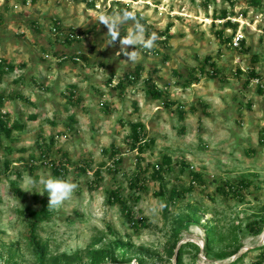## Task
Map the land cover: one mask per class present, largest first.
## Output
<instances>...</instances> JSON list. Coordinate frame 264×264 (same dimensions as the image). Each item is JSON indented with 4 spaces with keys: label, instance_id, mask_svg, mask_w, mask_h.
<instances>
[{
    "label": "rangeland",
    "instance_id": "obj_1",
    "mask_svg": "<svg viewBox=\"0 0 264 264\" xmlns=\"http://www.w3.org/2000/svg\"><path fill=\"white\" fill-rule=\"evenodd\" d=\"M213 1L206 6L205 0H0V58L16 66L0 83V93L6 95L2 111L27 124L14 133V140L4 142L13 146L14 158L32 152L40 156L38 142L60 132L53 161L39 163L32 175L26 168L20 180L13 172L0 173V264H92L95 251L105 254L101 264H228L262 246L264 231L256 235L247 224L264 216V89L259 91L257 80H246L254 69L264 83V13L248 6V0L234 7L231 18L239 22L238 31L246 40L242 51L231 45L226 20L215 19L229 5ZM111 8L143 14L147 32L157 33L156 45L160 42L170 61L140 50L139 61L128 63L123 54L116 56L118 42L105 47L107 28L97 18L111 14ZM55 19L62 23V34L50 31ZM130 27L131 22L120 33L125 35ZM71 29L79 36L65 41ZM51 51L84 53L91 62L61 60ZM209 57L215 62L214 76L202 75L184 87L189 72L199 73ZM139 63L146 72L124 93L106 85L112 70L117 72L115 85ZM155 68L154 78L168 90L169 106L145 93V80ZM206 68L214 70L210 63ZM71 92L82 103L67 102ZM134 122L146 126L143 149L131 147ZM112 146L122 152L118 170V157L108 156ZM65 153L89 168L68 167L61 179H70L78 188L59 208L47 209L48 194L36 192L43 191V185L30 192L23 190L25 182L60 178L52 164H60ZM162 163L167 190L174 184L194 186L168 210L158 208L168 200V191L160 179L151 178L153 168ZM191 171L202 174L205 183L192 184ZM138 174H146V186L139 191L131 187ZM227 180H246L244 196L233 199L218 192ZM115 188L129 202L131 217L109 201V191ZM32 212L48 214L36 231ZM256 253L240 264L250 263Z\"/></svg>",
    "mask_w": 264,
    "mask_h": 264
},
{
    "label": "trees",
    "instance_id": "obj_2",
    "mask_svg": "<svg viewBox=\"0 0 264 264\" xmlns=\"http://www.w3.org/2000/svg\"><path fill=\"white\" fill-rule=\"evenodd\" d=\"M34 0H24L25 3H29V2H33ZM224 3H227L229 5V8H222V10L220 11V14L215 15V19H220V20H226L224 22V29H231L232 30V35L229 38V41L231 43V45L233 46V38L236 34V32L238 31L239 28V22L238 21H233L231 16L234 15V7L238 4L239 0H223ZM89 3V2H88ZM212 3H214L213 0H205V5L206 6H210ZM248 6L255 8L256 10L264 13V0H248L247 1ZM94 5V4H91ZM112 9V11H111ZM109 11L114 12L113 8H111ZM124 9H128L131 10L130 8H124ZM123 10V9H120ZM0 18L3 17L2 14L0 13ZM138 17H142L143 18V14L141 13H137ZM147 20L145 18L142 19V23L145 24V26L147 27ZM51 32L52 34H62V30H63V26L60 20H51ZM35 25V23H33ZM53 27L57 28V32H53ZM172 27V24H169L167 29L163 32V35L165 36V40L163 43V45L165 46V44L167 43V35L170 32ZM148 31V30H147ZM223 31L221 30L219 32V36H223ZM86 33H89V31H87ZM120 35L123 37L124 34L120 33ZM65 41H73L76 37L78 38L79 34L76 33V31L74 29H71L69 33L65 34ZM160 42L158 43V45H156L152 50H144L141 49V51H145V52H152V53H156V54H160L163 58L164 62H168L170 61V56L169 54L166 53H162L161 48L159 47ZM246 47V40L243 39L241 41V50L244 51ZM233 48H235L233 46ZM237 49V48H236ZM239 49V48H238ZM47 51V50H45ZM51 55L56 56L59 59H64V58H69L71 60L74 61V63H79L78 59H80V61H85L86 63L91 62L90 58L84 54V53H73V54H58L57 51H51L50 52ZM162 53V54H161ZM210 63L211 67H213L214 70H207L206 66ZM102 65H104L102 63ZM16 69V66L14 63L7 61L6 58H0V83H2L4 75L10 72H13ZM238 70H240V72H242L241 68H238ZM146 72V68L144 67L143 64L139 63L137 64L133 70L125 73L117 82V84L115 82L116 77H117V72L115 70H112L109 74V78L106 82V85L113 87L114 90L120 92V94L124 93L126 91V89L133 85L136 84L145 74ZM158 70L155 68L152 72L148 73V77L145 80L147 87L145 90V93L152 99V100H157L162 101L164 103V105L169 106L172 103L167 99L168 96V90L165 87H160L159 83L157 82V80L154 78V73H157ZM215 74V62L212 61L211 62V58H207L205 65H202L200 67V72L196 73H192L189 72L188 77H185V80L183 81L182 85L184 87H189L191 85H193L194 83L199 82L202 78V75H208V76H214ZM255 78H262V76L260 74H256V72L254 71V69H251L250 75L248 76V79L246 80V83L250 84L252 82L253 79ZM177 83V82H176ZM263 87L259 86V91L263 92ZM73 91V90H72ZM67 98V102L72 103L74 105H78L80 103H82L81 98H77V100H74V93L71 92L69 97ZM5 99H6V95L5 93H0V173L3 170L4 172L10 171L13 172L14 174H16L17 179H22L25 173L26 168H28V172L30 175H32L34 173V169L36 166L39 165V163L43 164L46 162L51 161V152L55 150V145L57 143V138L60 135V132L57 133H52L50 135L49 139H45L42 141L38 142V148L40 149V156H36L35 154H30L29 157L25 158V157H21V158H14L13 157V146L11 145H7L4 140H14L13 135L15 132L17 131H23L26 129L27 124L24 122H21L19 120L16 119H12L11 114L8 112H3L2 109L4 108L5 105ZM107 109V108H105ZM183 115V111L180 112V116L182 117ZM32 119L37 118V115H33L31 116ZM74 119V118H72ZM75 120H71V122H73ZM70 125V123H67V125ZM145 124H143L142 122H134L131 126V133L130 136L133 140V143L131 145L132 149H143V141L146 139L145 137ZM261 135V142L262 144H264V128L261 129L260 131ZM41 138H44V135H39ZM39 140V139H38ZM145 143V142H144ZM104 151V150H103ZM121 150L115 148L114 146H112L111 150L108 152V156L110 159H112L113 157H118L115 158V164L114 170H118V168H116V166H118L119 162L122 161V158L119 157L121 154ZM38 161V162H37ZM53 161V159H52ZM166 162L170 163V160L165 159ZM102 165H104V163H102ZM70 166L75 167L76 170H82L85 168H89L88 164H80V162L77 161H72L71 158L68 157V155L65 153L63 154V158L60 161V164L57 163H53L52 164V169H53V173L60 177V178H64L66 177V175L69 173V168ZM164 165L163 163L161 165L157 164L156 167L153 168V171L151 173V178L152 179H160L162 181L161 185L163 187V190L166 191L167 190V183H165L164 180ZM100 174L101 171L99 169H97L95 171V175H96V181L97 183H100ZM191 175H192V184H196V183H200V185L204 184V177L202 174H200L197 171H191ZM145 180H146V174L144 175H140L138 174L136 176V178L132 179L131 182V187H133L134 189H136L137 191L141 190L142 187L144 188L146 186L145 184ZM248 185L249 183L245 180H227L224 184L219 185L217 190L218 192H220L222 195H224L225 197H229V198H233V199H237V198H241L244 196L243 191L245 189H248ZM96 189L99 188V184H96ZM194 186L191 185L189 188L183 189L181 188V186L179 184H174L170 189H168L167 193H168V200L165 202L166 203V207L165 209L168 210L169 206L171 203L176 202V200L183 198V197H187L188 194H190L193 191ZM14 192L18 191L19 194V190L16 187L12 188ZM109 201H111L112 203H115L117 205L120 206L122 212L125 214V216L127 217H131L132 216V210L129 207V202L123 197L122 192L119 188H115L109 191ZM46 214V213H45ZM43 214L40 215L38 213L32 212V218H33V230L36 231V229L39 227L40 223L42 221L45 220L46 215L48 214ZM136 227H138L137 222L134 223ZM247 228L249 230L252 231V233L258 235L261 234L264 231V216L261 219H256V220H252L251 222H249L247 224ZM32 243L34 245H36L37 247H40L39 242L35 239L32 238ZM189 245H194V244H189ZM196 246V245H194ZM187 247V246H185ZM198 247V246H196ZM184 249V248H183ZM183 253V250H181ZM206 253L209 254V248L208 246H206ZM256 251V255L253 257L252 261L250 263H245V264H264V245L262 246H258L254 249L249 250L248 253L243 254L242 256L238 257L236 260H234L231 263L228 264H240L244 262V258L246 256H248L251 252ZM182 257V256H181ZM105 254L101 253L100 251H95L93 256H92V264H101L104 260H105ZM182 259V258H181ZM181 259L179 260V262L181 261Z\"/></svg>",
    "mask_w": 264,
    "mask_h": 264
},
{
    "label": "clouds",
    "instance_id": "obj_3",
    "mask_svg": "<svg viewBox=\"0 0 264 264\" xmlns=\"http://www.w3.org/2000/svg\"><path fill=\"white\" fill-rule=\"evenodd\" d=\"M142 17H138L135 11L123 9L112 12L111 14H101L97 18V23L102 24L107 28V41L105 47L115 46L119 43V51L116 52V56H123L126 58L124 61L128 63H137L140 59V50H152L156 46L158 35L155 32L148 33L144 23H142ZM131 22V27L127 33L122 37L120 35L121 29L124 25ZM132 47L133 50L129 51ZM26 187L24 191H32L33 187L43 185V191L37 190L36 192L43 195L45 192L48 194V206L47 209L59 208L64 201L71 198L78 185L70 179H61L55 177H40L37 181L34 178H28L26 180ZM166 203L160 202L158 205L159 210H163L166 207ZM151 211L155 213L157 207L154 206Z\"/></svg>",
    "mask_w": 264,
    "mask_h": 264
},
{
    "label": "built area",
    "instance_id": "obj_4",
    "mask_svg": "<svg viewBox=\"0 0 264 264\" xmlns=\"http://www.w3.org/2000/svg\"><path fill=\"white\" fill-rule=\"evenodd\" d=\"M53 32H57V28L56 27H53ZM245 39V35L243 34L242 31H237L234 38H233V46L235 48H241V41ZM78 61H80V59L76 58ZM254 80H257L258 84L261 85L263 88H264V83H262V79L260 78H255L253 79Z\"/></svg>",
    "mask_w": 264,
    "mask_h": 264
},
{
    "label": "water",
    "instance_id": "obj_5",
    "mask_svg": "<svg viewBox=\"0 0 264 264\" xmlns=\"http://www.w3.org/2000/svg\"><path fill=\"white\" fill-rule=\"evenodd\" d=\"M264 235V233L261 235V236H263ZM262 239V238H261ZM261 245H264V242L263 241H261V243H260ZM227 264V263H226Z\"/></svg>",
    "mask_w": 264,
    "mask_h": 264
},
{
    "label": "bare ground",
    "instance_id": "obj_6",
    "mask_svg": "<svg viewBox=\"0 0 264 264\" xmlns=\"http://www.w3.org/2000/svg\"><path fill=\"white\" fill-rule=\"evenodd\" d=\"M261 238H262V239H261V241H263V242H264V235H263V236H261Z\"/></svg>",
    "mask_w": 264,
    "mask_h": 264
}]
</instances>
